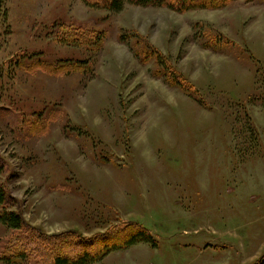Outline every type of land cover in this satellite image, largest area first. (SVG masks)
<instances>
[{
	"label": "rangeland",
	"instance_id": "obj_1",
	"mask_svg": "<svg viewBox=\"0 0 264 264\" xmlns=\"http://www.w3.org/2000/svg\"><path fill=\"white\" fill-rule=\"evenodd\" d=\"M101 1L0 0V210L35 230L0 224V264L12 236L50 264L39 236L128 223L155 245L91 264L257 263L264 0H122L119 12Z\"/></svg>",
	"mask_w": 264,
	"mask_h": 264
},
{
	"label": "trees",
	"instance_id": "obj_2",
	"mask_svg": "<svg viewBox=\"0 0 264 264\" xmlns=\"http://www.w3.org/2000/svg\"><path fill=\"white\" fill-rule=\"evenodd\" d=\"M134 4L140 6L147 5H165L169 8H173V10L177 11H185L191 8L197 7H207L211 8L213 5L212 2H221L222 0H208L206 2H202L204 0H177L178 6L175 7L169 0H128ZM211 2V3H210ZM95 4H99L98 2H94ZM102 5H106L105 8L108 10L119 12L122 10V0H102ZM217 4V3H216ZM73 38V37H72ZM76 40H79V37L75 35ZM178 87H181L178 84ZM183 91H189L187 88L181 87ZM9 203V199L7 198L6 191L2 184H0V205H7ZM0 224L4 225L8 229L19 232V231H29L31 236L33 237L31 232H35V230L30 229L26 226L23 217L20 214H17L12 211L0 210ZM131 226L130 223L124 225L123 227H115L112 228L106 235H99L94 239H83L79 238L75 235H62L53 237H38L39 241H44L45 243H52L50 249L47 248L42 251L41 256L43 254L47 257L45 259L51 260L50 264H91L102 260L109 253L117 250H122L125 248H129L141 242H147L154 244V239L151 235L145 234L143 228L134 230L133 228H127L126 230H122L125 227ZM131 229V230H128ZM31 231V232H30ZM44 239V240H43ZM52 240V241H51ZM20 243H24V241L20 238H15L12 236L8 241L4 244L2 250V260L6 263H15V262H27L26 264H32L31 261H28L29 255L34 253V250L30 249L32 246L20 245ZM68 247L70 253L73 256L65 255L62 249ZM30 250L31 253H27V250ZM62 250L63 252H60ZM60 252V254H59ZM52 255V256H50ZM255 264H264V255L258 260Z\"/></svg>",
	"mask_w": 264,
	"mask_h": 264
}]
</instances>
